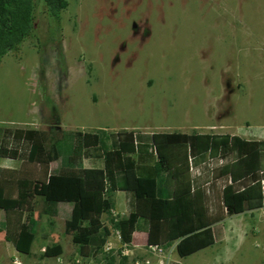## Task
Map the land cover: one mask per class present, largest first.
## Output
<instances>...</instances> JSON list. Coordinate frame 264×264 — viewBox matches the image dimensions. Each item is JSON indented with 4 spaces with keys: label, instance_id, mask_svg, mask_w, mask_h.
Here are the masks:
<instances>
[{
    "label": "rangeland",
    "instance_id": "obj_1",
    "mask_svg": "<svg viewBox=\"0 0 264 264\" xmlns=\"http://www.w3.org/2000/svg\"><path fill=\"white\" fill-rule=\"evenodd\" d=\"M66 1L61 31L39 14L37 37L1 58V128L59 136L135 124L264 138V0H174L171 8L170 0ZM149 19L167 31L158 45L144 38ZM1 167L18 164L0 159ZM203 168L201 179L210 180ZM28 185L20 189V209L37 215L42 201ZM64 219L61 212L40 217L36 254L60 242L75 255L71 264H122L115 243L96 261L76 257ZM215 229L213 245L185 258L174 249L130 254L150 264H264V211L226 216ZM0 254H13L2 233ZM4 264H12L9 257Z\"/></svg>",
    "mask_w": 264,
    "mask_h": 264
},
{
    "label": "trees",
    "instance_id": "obj_2",
    "mask_svg": "<svg viewBox=\"0 0 264 264\" xmlns=\"http://www.w3.org/2000/svg\"><path fill=\"white\" fill-rule=\"evenodd\" d=\"M67 6L66 0H0V60L37 37L39 14L61 31V13ZM86 158L103 159V168L84 167ZM0 159L18 164L0 169V233L17 253L27 256L40 217L61 212L64 232L77 246L78 255L96 261L107 240L98 216L111 215V195L116 191L132 196L128 216L110 217L121 242L129 245L137 222L146 221L147 245L165 249L176 242L179 258L213 245L219 239L215 227L226 216L264 204L260 188L264 140L237 135L62 130L55 136L42 130L0 127ZM191 166L209 170L207 187L191 177ZM18 183L20 189L31 183L33 194L41 199L37 215L20 209L25 194L15 195ZM211 189L219 191V209L209 205L206 191ZM61 253L62 246L56 243L46 246L43 257Z\"/></svg>",
    "mask_w": 264,
    "mask_h": 264
},
{
    "label": "crops",
    "instance_id": "obj_3",
    "mask_svg": "<svg viewBox=\"0 0 264 264\" xmlns=\"http://www.w3.org/2000/svg\"><path fill=\"white\" fill-rule=\"evenodd\" d=\"M153 1L157 2L158 0H150V3H152ZM173 1L174 0H170L169 1L170 2L169 3V7L170 8L173 7L172 4L175 3ZM154 13H155V11H154ZM163 13H164V9H163ZM149 20H152L151 23H153V25H150L148 27L147 31L145 33H143V32L142 33L144 34V38H146L148 44L149 43H154V44H157L158 45L159 43H161L162 41H164L163 36L166 37V32L167 31L163 27L158 26L153 19H149ZM135 35H137V34H135ZM135 35H134V38H138ZM144 40L145 39L142 40L143 44H144ZM141 46L144 47V45H142V44H141ZM147 127L148 126L136 127L135 124L134 125L133 124H131V125H125V126H118V125H116L113 128H109V129H104V128H98V127H96L97 129L95 131H93V132H97V131L117 132V131H121V130H129V131L130 130H134V131H140L141 133H144V134H148L149 135V134H151V133H153L155 131L156 132H179V133H185V134H190L193 131H195V128L194 129H191L192 131H189V130L187 131L186 129L185 130H183V129L181 130L180 128L159 127L157 129V128H154V127H148V128ZM219 127H222V125H220ZM258 132H260V130ZM222 134H226V133H222ZM229 135H233V134H229ZM236 135L237 136H240V137H242L244 139H249V137L248 136H245V135H239V134H236ZM257 140H264V138L259 137V138H257ZM6 161H8V160H6ZM8 162H11L12 163V161H8ZM13 163H15V162H13ZM103 164H104V162H103V159H101V158H98V159H96V158H86L83 161V165L86 168H97V169H101V168H103ZM3 168H12V167H1L0 169H3ZM32 169H33V171H35V173H38L39 172V168L37 166H32ZM204 169L205 168H202V166H200V167L191 166L190 167V174H191V177L194 178L196 181H198V182H200L202 184L206 182L203 185H205L207 187L208 182H209V180H208L209 178H207L206 180L201 179V177L203 175V172H204ZM206 172H207V174L210 173L208 169L206 170ZM19 193H20V186H19V183H18L17 186H16L15 195L18 197L19 196ZM113 194H118L119 195L118 198L116 199V202L115 203L112 201V195ZM112 195H111V201H112V204H113L112 205V210H111L112 215L113 214L114 215L115 214L116 215L119 214L120 216H124V217L128 216V214L132 210V206H131L132 196L130 194L126 193V192H123V191H116V192L112 193ZM206 195L209 197V201H210L209 202V205L210 206L212 205V209L214 210V205H215L214 204V199H213L214 191L212 189L209 190V191H206ZM258 210H260V209L251 211L249 213L256 212ZM98 217L101 219V221L103 223V229H104V231L107 234V238H109L110 236H113L114 235V229H113V225L111 224V221H110V216L109 215H106V214H101ZM148 227L149 226H148V223L146 221H138L137 222V224L135 225L134 232L132 233L131 242L128 245V247L130 248V251L132 250V251H134L136 253H140L143 249H148V247H147V244H148L147 243L148 242ZM35 236H36V234H35ZM244 241H245V239H244ZM4 242L6 244H8V247H11L12 248L13 254H16L17 253L14 250L13 246L10 243L6 242L5 240H4ZM106 242H107V240H106ZM175 243L176 242H174L170 246L166 247L165 250L166 249H174L175 254H177L176 251H175ZM242 243H243V241H242ZM59 244L61 245L60 242H59ZM33 249L34 248H33V244H32L31 252H30L31 254L29 256L23 255V254H19V253H17V254H19V256L21 257L22 260H23L24 257L25 258L26 257H28V258H37V257L45 258V257H43V254H36L37 253V250H33ZM44 250H45V247L44 248H41L39 250V252L40 253H44ZM73 250H74V248H73ZM69 251L70 250L68 249V251L66 253H64L65 251H64V248L62 246V253L58 256L61 259L64 258L63 260L66 262L65 264H71L70 263L71 260L73 258H75V255H73L72 253L69 254ZM104 252H106V251H104ZM13 254H0V264H4V260L6 259V257H9L10 258V256L13 255ZM76 257H78L80 260L83 259L79 255H76ZM177 258H179V257L177 256ZM51 259H53L55 261V264H56V257H53ZM83 260H86V259H83Z\"/></svg>",
    "mask_w": 264,
    "mask_h": 264
},
{
    "label": "built area",
    "instance_id": "obj_4",
    "mask_svg": "<svg viewBox=\"0 0 264 264\" xmlns=\"http://www.w3.org/2000/svg\"><path fill=\"white\" fill-rule=\"evenodd\" d=\"M218 162L219 164H222V160H219ZM260 188H261L262 195L264 197V176L263 175L260 178ZM260 210L264 211V204H263V207L260 208ZM113 216H116V214L115 215L113 214ZM113 243L117 244V249L119 250L120 255L125 257L129 264H150L149 260H145L143 262L133 260V257L130 254L131 252L129 250L128 244H124L121 242L120 234L117 230H114L113 236H110L109 238H107V242L105 243V246H104V251L106 252L110 251L112 249ZM147 247L153 254H161L163 251V249L158 246H148L147 245ZM10 260L12 264H25L22 261L21 257L19 256V254L17 253L11 255ZM78 263L79 262H77V264ZM28 264H42V263L38 261H32ZM56 264H64V262L60 257H56Z\"/></svg>",
    "mask_w": 264,
    "mask_h": 264
}]
</instances>
